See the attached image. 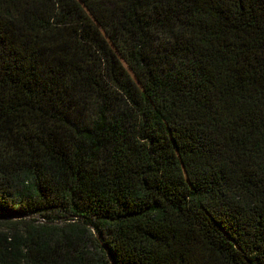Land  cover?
Instances as JSON below:
<instances>
[{"label": "trees", "instance_id": "obj_1", "mask_svg": "<svg viewBox=\"0 0 264 264\" xmlns=\"http://www.w3.org/2000/svg\"><path fill=\"white\" fill-rule=\"evenodd\" d=\"M0 264H264V0H0Z\"/></svg>", "mask_w": 264, "mask_h": 264}, {"label": "rangeland", "instance_id": "obj_2", "mask_svg": "<svg viewBox=\"0 0 264 264\" xmlns=\"http://www.w3.org/2000/svg\"><path fill=\"white\" fill-rule=\"evenodd\" d=\"M7 218H3L2 220H0V230L4 229L3 227L6 225L4 222V220Z\"/></svg>", "mask_w": 264, "mask_h": 264}]
</instances>
